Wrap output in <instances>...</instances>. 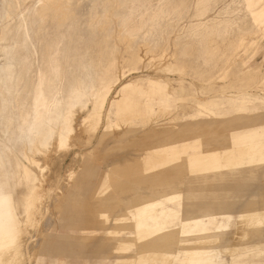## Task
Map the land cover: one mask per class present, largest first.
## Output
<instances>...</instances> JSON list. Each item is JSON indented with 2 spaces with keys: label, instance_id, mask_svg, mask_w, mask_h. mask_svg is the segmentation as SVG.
<instances>
[{
  "label": "rangeland",
  "instance_id": "374dc122",
  "mask_svg": "<svg viewBox=\"0 0 264 264\" xmlns=\"http://www.w3.org/2000/svg\"><path fill=\"white\" fill-rule=\"evenodd\" d=\"M7 1L10 0H0V30L4 29V41L0 43V67L3 64L4 50L10 46L14 47V37L18 36L16 41L20 39L22 23L26 22L29 32L34 36L36 49V60L32 62V68L26 73V78L37 79L41 75V89L46 99H49L42 108V116H46L50 106L56 105L58 113H62L64 109L60 107V103L81 96L85 102L81 107L74 106L72 111L71 124L77 139L68 140L67 151L54 158L52 164L56 165V170H52L53 166L50 165L51 168L44 172V177L49 173L56 176L50 182L51 185L49 183L44 186V190L48 187L49 190L48 193L44 191L41 205L36 202L30 206L34 215L40 206L44 208V212L29 227L30 241H38L40 245L36 253L27 256V264H121L118 263L120 259L128 258L135 252L134 248L120 252L113 249V240L107 234L110 220L105 227H101L94 215L89 214L91 208L96 206V193L99 190L102 191L108 186L111 191L105 193L102 199L109 200L114 198L115 190L119 189L114 187L117 184L104 181L107 167L111 163L121 162L124 158L136 156L137 153L132 150L128 141L117 145L115 143L111 149L107 148L114 142L132 138V132L124 138L116 139L113 137V129L108 131L107 135L104 134V120H99L97 124L93 121L82 123L84 116L92 111L91 102L94 97L103 93L101 85L98 84L101 79H107L112 85L115 81L119 82L118 87L112 88L109 100L121 89L131 96L132 100L139 102L141 99L138 98V87L142 89V94L152 93L154 89L159 91L161 103L168 104L171 111L165 116L147 115L148 124L156 127L166 126L170 123L169 119L174 117H177L176 124L190 121L188 115L194 113L195 105L191 100L180 101L181 94L186 98L196 96L202 100L209 99L214 103L216 111H222L219 113L222 117L236 116L237 120L249 118L254 121L248 129H257V133H262L260 144L263 145L261 154L264 155V110L251 111L245 115L244 111H223L236 107L223 104L227 96L264 94V24L260 23L264 18V0H17L18 7L13 10L12 17L6 24L5 11L11 13L7 9ZM116 36L119 37L118 41ZM125 37L128 42L124 40ZM22 40L19 44L29 56L30 49L26 45L28 39L25 37ZM143 43L149 46V50L142 49ZM132 55L139 57L133 60ZM244 69L246 76L242 77ZM89 87L91 89H87ZM0 90L4 105L14 110L12 114L7 111L5 117L0 114L1 142V127L4 122L9 119L10 114L18 120L24 111L18 113L15 110L22 108L23 103L10 102V98L16 96L17 90L12 87ZM133 110L143 112L140 105L135 106ZM118 114L121 115V112ZM113 119L111 116V120ZM209 119L212 117L200 118L205 121ZM241 126H233L230 130L232 135L242 136L248 132V129ZM82 130H87V133L82 134ZM213 130L218 131L219 128L213 127ZM80 135L86 140L78 137ZM100 139L101 144L94 149ZM1 150L0 155L5 161L3 165L10 168L12 159L7 158L6 152ZM48 150L50 155H55L52 153V146ZM209 151L215 154L217 150L212 148ZM87 152L101 154L103 158L98 161L101 165L97 168L92 166L93 160L85 158ZM140 153L142 152L138 151V154ZM259 155L253 154V164L262 163L259 161ZM251 156L247 152L244 161L241 159L234 163L233 167L230 165L231 171L238 165L237 172L247 171L246 174L234 172L228 175L229 172L222 171L214 177L206 172L208 176L200 177L197 181H207L208 191L204 192V198L207 200L220 194L224 186L232 187L226 199L235 202L229 212L225 242H228L234 221L238 220L242 204L251 197L259 201L264 197V165L254 167L253 172L246 168ZM36 157L43 167V155ZM24 164L31 170V177L35 176L36 180L30 183V178L15 185L12 181L18 174L13 175L10 178L9 190L21 223L25 215L24 197L28 195L31 186L38 185L37 182L42 176L31 164ZM181 166L185 168L187 164L182 163ZM170 167L172 171L175 169L173 165ZM183 173L185 174L181 186L188 183L191 191H197L198 172L187 171L186 168ZM220 175L225 177L221 178ZM120 179L124 180L121 177ZM171 186L175 188V185ZM167 192L165 190L157 194L156 199L161 203H173V207L177 208L176 225L173 227L186 230L184 208L181 206V202L184 205V195L173 199L170 198V190L168 196ZM121 196L116 195L122 200L123 195ZM162 204L159 208L164 206ZM123 210V207H119L113 213L118 214ZM214 220L221 222L224 218L217 217ZM260 229L264 231V225ZM251 241V244H264V234L253 235ZM175 247L178 253L174 252L176 258L170 256V250L166 251L172 264H177L180 258L184 257L185 248L181 244ZM260 249L263 254L243 258L242 263L264 264V246ZM222 259L229 258L223 256Z\"/></svg>",
  "mask_w": 264,
  "mask_h": 264
},
{
  "label": "bare ground",
  "instance_id": "6f19581e",
  "mask_svg": "<svg viewBox=\"0 0 264 264\" xmlns=\"http://www.w3.org/2000/svg\"><path fill=\"white\" fill-rule=\"evenodd\" d=\"M23 1L26 0H22V2ZM17 7V0H10L7 3V9H9L11 13L5 11L4 18L6 24L11 19V14L14 12L13 10H16ZM260 23L264 24V18ZM26 24V22L22 23L23 30L21 31V37L18 41H16L18 36L15 35L13 41L14 47L10 46L4 50L3 64L0 67V89L12 87L17 90L16 96L10 98V102L15 104L20 102L23 103L22 108H17L15 110H17L18 113H21L22 110L24 111V114H20L19 119L16 120L11 115L14 111L13 108H7L4 105V99L0 98L2 103L0 106L1 116L5 117L7 111L11 113L9 119L6 120L1 127L3 139H1L2 141L0 142V149L6 152L7 158L12 159L10 168L9 166L5 167L3 165L5 164L4 158L0 155V186L3 187L6 197L4 200L0 201V247L3 248V251H0V264H27L31 254L36 253V249L40 244L38 241H35V243L30 241V236H28L29 227L33 225L35 220L43 215L44 208L40 206L38 212L34 215L30 206L36 202L41 205L44 191L46 190V193H48L49 187L44 190V186L48 185L56 175L49 173L47 177H44L43 174L47 168H51L50 165L53 166L51 168L52 170L56 168V165L52 164L54 158L60 153L67 151L66 146L68 140H75L77 137L75 136L71 124L73 119H71L72 111L74 106L81 107L85 103L81 96L82 98L80 97L75 100L66 101V103H60V107L64 109L62 113H58V109L55 105L48 107L49 110L46 116H42V108L49 102V99H46L43 89H41V81L39 79L41 75L38 76L37 79L34 77H30L29 79L26 78V73L32 68V62L36 60L34 36L29 32ZM3 30H0V43L4 41ZM108 36L110 35L108 34ZM25 37L28 39L26 45L30 49L29 56L25 54V50L21 44H19ZM118 39L119 37L117 41ZM124 40L128 42L127 37H125ZM142 46L143 50H149V46H147L146 43H143ZM138 57L139 56L132 55L133 60H137ZM113 59L115 60V56H113ZM245 70L246 69H244V73H242V77L246 76ZM98 84L101 85L103 93L102 95H96V97H94L93 102H91L92 111L87 116L85 115L86 117L84 116L82 123H90L93 121L94 124H97L99 120H104L105 126L102 125L104 134L107 135L108 131L113 129V137L116 139L124 138L129 132H132V138L114 142L108 145L107 148L111 149V147L117 144L127 143L128 141L131 143L132 150L135 151V153L137 152L136 156L124 158L121 162L111 163L106 173L109 183L113 185L117 184L114 185V187L119 188L121 194L129 197L125 208L127 210L133 209L134 211L129 216L121 214L111 220L112 226L110 229L113 236L119 235L122 231L131 230L135 233L132 243L129 244L128 242H124L119 245L122 247L134 246L138 248V256L126 261L125 264H172V260L165 252L168 250L171 251L173 246L178 245V242L185 244V241H189V243H198L197 245L199 246H182L185 248V256L187 255V259L178 261L177 264H200L194 260L202 251L203 247L200 245L216 239V242L214 241L215 243L212 245L215 246L216 243L225 236V229H216L215 231L209 232L208 235H202L199 217L185 219L184 224L186 230L181 228L170 230H159L153 227L147 228L144 226L143 222L151 217L155 209L161 206V203L153 197L138 191L131 183L138 181L143 188H151L156 194L162 193L165 190H170V198H179L181 194L183 196V187L181 185L182 177L185 174L183 172L186 171V168L187 171L191 172L205 171L209 173L225 171L228 173L231 168L230 165L226 163L232 152H234L236 148L239 149V146L243 144L260 143L263 136L262 133H257V129H248L254 122L249 118L237 120L236 116L228 118L222 117L219 114L222 111H216L214 109L215 105L211 100H202L196 96L186 98L182 94L180 95V101L191 100L195 105L194 113L188 115L190 121L176 124L177 117H174L169 119L170 123L166 126L156 127L148 124L146 121L147 115L165 116L171 111V107L168 104L161 103V94L159 91L154 89L152 93L142 94V89L138 87V98L141 99V101L139 102V100H137V102L132 100L131 96L124 93L121 89L109 100L112 88L117 86L119 82L115 81L112 85L107 79H101ZM87 89H91V87ZM85 91L83 96H85ZM254 96L256 95L243 94L240 96H227L223 104L235 105L236 107L223 111L225 113L232 110L233 112L244 111L243 115H245L251 111L264 110V94L256 97ZM53 102L52 100V103ZM137 105L142 107L143 112H134L133 109ZM244 106L249 108H241ZM29 110H31L30 113ZM119 112H121V115L118 114ZM111 116L114 117L113 120H111ZM208 116H211L212 119L208 121L200 120L201 117L206 118ZM235 125H242L241 127L243 129H248V132L244 133L242 136H238L237 134L232 135V131L230 130H232V127ZM213 127H218L219 130L212 131ZM81 128L84 129L83 126ZM137 130L139 131L136 132ZM85 131L82 130L81 133L83 134ZM215 132H217L218 135ZM138 133L140 134L137 135ZM78 137H83V135ZM83 138L86 140L85 137ZM101 142V139L98 140L94 149L98 147ZM51 146L52 149H54L52 153H55V155L49 154L50 150L48 149ZM212 148L217 150L215 154L209 151V149ZM220 150L223 152L220 153ZM138 151L142 153L138 154ZM38 155H43V167H41L39 163L40 160L38 161L36 159ZM85 158L98 163L103 157L101 154L87 152ZM23 161L35 167L42 176L40 181L37 182L38 185L31 186L28 195L24 197L25 215L24 221L21 223L15 211L16 209L11 191H9L11 183L10 178L18 174L12 181L15 185H18L19 181L26 182L30 178V183L36 180L35 176L31 177V170L25 166ZM182 163L187 164V167H182ZM172 165L175 169H173L169 175L171 170L170 166ZM231 167L233 166L231 165ZM165 170L168 172V177H165V174L162 173ZM225 175H222V177H225ZM120 177L127 182L124 184L118 181ZM145 180L147 181L145 182ZM51 184L52 183L49 185ZM171 185H175V188L173 189ZM110 191L111 190L107 186L104 190L99 192V196L97 195V206L104 209L99 215L102 222L108 221L110 210L121 206L118 200L109 202L102 199L103 195ZM155 201L157 202L155 203ZM181 206L184 208L182 202ZM47 223L48 219L45 221V226H47ZM231 252H233L232 249L228 251V253Z\"/></svg>",
  "mask_w": 264,
  "mask_h": 264
},
{
  "label": "crops",
  "instance_id": "0c3cea01",
  "mask_svg": "<svg viewBox=\"0 0 264 264\" xmlns=\"http://www.w3.org/2000/svg\"><path fill=\"white\" fill-rule=\"evenodd\" d=\"M262 109V108H261ZM261 143V142H260ZM257 143V144H243L239 146V149L236 148L234 152L229 156V160L226 163L227 165H232L234 163L239 162L241 159L244 161L245 159V154L248 152V154H251V158L249 159V164L246 165V168L250 169L252 172L254 171V167H261L264 162V155L263 153L261 154V147H263L262 144ZM237 147V146H235ZM242 151V152H241ZM260 153V155H259ZM253 154L259 155V161L262 163H256L253 164L255 159L253 158ZM92 161V160H91ZM100 163H96L92 161V166H100ZM238 165H236V168L233 169L232 171L230 170L228 175L231 173L236 172L237 174H246L247 171L243 172H237L239 171ZM109 167V166H108ZM107 167V168H108ZM109 170V168H108ZM107 170V172H108ZM106 172V173H107ZM172 169L169 172V175L171 174ZM106 173L104 175V181L109 182L107 180ZM162 173L165 174V177H168V172L167 170L163 171ZM210 174H213L214 177L218 176L219 172H209ZM208 173V174H209ZM264 173V172H263ZM208 175L206 172L198 171L196 175V182L200 177H207ZM221 176V175H220ZM221 178H224L221 176ZM264 178V174H263ZM118 181L123 182L124 184L127 182L125 179L121 180L120 178ZM147 180H145L146 182ZM134 188H136L138 191L153 197L156 199L158 195L156 192H154L151 188L145 189L142 187L140 182H132L131 183ZM224 185V183H223ZM198 189L197 191H191V188L189 184L183 183V203H184V209H183V215H185V219H190V217H199L200 220V226H201V232L203 233L202 235H208L209 232L215 231L216 229H225V236L227 235V229L229 227V220H230V209L233 207L235 200H228V193L232 190V187L230 186H224V188L221 190L220 194L215 195L213 198L210 200H207L204 198V192H207V181H200L197 182ZM172 187V186H171ZM189 187V189H188ZM228 187V188H227ZM187 188V189H186ZM101 190H99L96 194L98 195ZM115 194L117 197H122L119 189L115 190ZM169 192V191H168ZM167 192V196L170 194ZM197 192V193H196ZM197 194V195H196ZM114 196V198L109 199L107 201L111 202L112 200H118L121 204L120 208H124L123 211H121L118 214H114L116 209L110 210L109 214L110 217L108 221L110 220L111 225L107 228V234L108 237L113 240V249H115L117 252L123 251V250H130L132 248L135 249V252L133 254H130L128 258H123L118 261V263L125 264L126 261L133 259L138 256V248L134 246L130 247H122L119 246L120 244H123L124 242H128L129 244L132 243L135 237V233L133 231H122L119 235L113 236L111 234V226L112 222L111 220L114 217H117L121 214H126V216H129L132 214L134 211L133 209L127 210L125 208V205L129 199L128 196L123 195V199L120 200ZM127 198V199H126ZM126 199V200H125ZM170 199V198H169ZM169 199H167L169 201ZM157 200V199H156ZM159 201V200H158ZM160 202V201H159ZM96 206L91 208L89 214H93L94 219L99 221L101 227H105L107 222H102L100 219V213L104 211L102 207L97 206V201L95 202ZM161 203V202H160ZM164 206L162 208H156L155 211L156 213H152L151 217L145 220L144 226L147 228L153 227L157 228L159 230H170V229H175L176 227H173L176 225V217H177V208L173 207L172 202L166 203L165 201L162 202ZM161 203V204H162ZM109 204V203H107ZM162 204V205H163ZM243 206L240 208L238 212V220L234 221V228L228 235V242H225V236L216 243L215 246H212L215 242L216 239L209 242L202 244L201 246L202 251L199 253L200 255L194 259L200 264H243L241 259L243 258H250V257H255V256H260L263 254V250H261V246H264V244L256 243V244H251V237L253 235H263L264 231L260 229L261 226L264 225V197L261 198V200H257L254 197H251L248 201H245V203L242 204ZM99 210V211H98ZM132 210V211H130ZM195 210V211H193ZM112 211V212H111ZM192 211V214L190 212ZM155 215V216H154ZM220 217L224 218L223 221L221 222H215L217 220H214L215 218ZM245 240V242H242ZM215 241V242H214ZM181 244V246H191V245H197L198 243H191L189 244V241H185V244H182L181 242H178V245ZM209 245V246H207ZM211 247V248H208ZM233 250V252L228 253V251ZM244 252H241V251ZM184 251V250H183ZM171 255L176 258L175 254L177 253V249L175 246H173V249L170 251ZM175 252V254H174ZM166 255L167 252H165ZM186 252L184 251V257L180 258L179 261H184L187 259V255L185 256ZM254 254V255H253ZM228 257L229 259H222V257ZM171 259V258H170Z\"/></svg>",
  "mask_w": 264,
  "mask_h": 264
},
{
  "label": "clouds",
  "instance_id": "9594fccd",
  "mask_svg": "<svg viewBox=\"0 0 264 264\" xmlns=\"http://www.w3.org/2000/svg\"><path fill=\"white\" fill-rule=\"evenodd\" d=\"M6 197H5V193H4V189L2 186H0V201L4 200ZM0 251H3V248L0 247Z\"/></svg>",
  "mask_w": 264,
  "mask_h": 264
}]
</instances>
